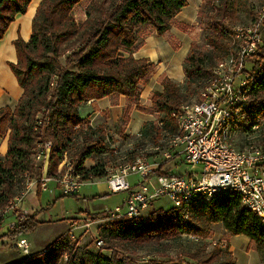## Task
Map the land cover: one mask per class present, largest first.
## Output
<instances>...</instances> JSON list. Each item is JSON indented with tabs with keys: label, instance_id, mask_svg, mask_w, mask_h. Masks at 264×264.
Segmentation results:
<instances>
[{
	"label": "trees",
	"instance_id": "obj_1",
	"mask_svg": "<svg viewBox=\"0 0 264 264\" xmlns=\"http://www.w3.org/2000/svg\"><path fill=\"white\" fill-rule=\"evenodd\" d=\"M32 0H0V40L18 13H26ZM82 0H43L33 20L31 39L26 41L20 36L15 41L19 61L11 63L18 82L24 87L23 96L16 108L8 105L0 108V135L10 133L6 157L0 155V206L7 205L21 189L26 173L35 174L34 153L36 139L42 134L54 142L50 157L49 174L54 175L57 166L68 156L67 151L78 132H83L85 118L80 108L90 99H102L106 95L123 93L140 101L143 85L155 70V64L146 57L137 59L133 50L140 42L139 29L142 24L150 23L157 27L160 34L172 26V19L179 14L188 0H91L86 8L88 15L81 24L72 11ZM213 11L210 23L211 33L207 44L213 56L220 59L230 53L228 34L232 32L229 19L236 17V0H209ZM208 1V2H209ZM259 51L249 60L251 71L256 80L252 85V100L246 111L248 116L241 119L238 126L252 131L258 121L264 119V42ZM184 62L186 82L181 85L173 78L163 77L164 89L153 94L152 110L159 113L167 128H175L172 115L191 95L198 92L193 86L205 80L212 82L215 65L207 63L206 52L198 44L192 48ZM66 57L65 63L63 57ZM74 66V68H70ZM208 82V84L210 83ZM201 99V96L199 97ZM141 110L146 108L139 107ZM39 113L44 114L48 122L40 123ZM160 123L149 121L142 129L145 135L148 126L155 133L161 131ZM87 134V133H84ZM91 138V137H90ZM88 138V139H90ZM87 139L85 136L84 140ZM91 145L78 151L79 158L75 167L90 176L103 178L109 173L107 167L99 164L85 167L86 160L94 154H104L109 146L102 137L91 138ZM161 173V168L156 171ZM167 173H169L167 171ZM43 190L38 184V193ZM72 193H62L59 198ZM79 196V194H72ZM190 218L186 219L180 209L152 210L148 217H135L128 220L110 219L100 226V235L104 242L112 239L133 243H147L153 237H177L180 234L210 233L211 224L222 222L231 234L247 235L264 258V221L252 209L242 203L235 190H221L209 199L192 202ZM35 217L24 224L11 228L5 238L15 239L25 232L37 228L41 220ZM6 246V242H3ZM218 248L207 256L199 258L197 253L189 257L197 259V264H207L218 258L216 264H237L236 258L221 259ZM67 255V260L63 258ZM220 257V258H219ZM264 260V259H263ZM14 264H137L126 256L102 251H93L88 246H78L67 233L58 236L48 247L26 255ZM150 264H183L176 262H158Z\"/></svg>",
	"mask_w": 264,
	"mask_h": 264
},
{
	"label": "built area",
	"instance_id": "obj_2",
	"mask_svg": "<svg viewBox=\"0 0 264 264\" xmlns=\"http://www.w3.org/2000/svg\"><path fill=\"white\" fill-rule=\"evenodd\" d=\"M262 21L263 17H259L254 22L237 54H230L217 63L214 78L201 92V99L186 102L173 111L175 128H167L165 123L159 122L161 141L165 143L163 147L160 143L155 149L164 151L168 160L181 154L183 161L191 164L190 167L174 173H156L161 165L159 160L151 161L148 157L139 156L132 165L125 164L119 170H111L107 175L109 189L114 193L126 191L128 195L122 204L107 209L109 220L146 217L152 202L164 195H169L176 208L189 219L192 202H200L218 191L231 189L238 192L244 206L262 216L264 221V141H255L248 131H244L248 136L242 148L236 147L233 140L238 123L248 116L246 108L252 100V85L256 78L248 63L259 51L263 39L259 29ZM53 142H41L34 153V159L42 162L44 169L50 164ZM65 163L67 169L64 174L44 179L43 188L47 189L48 184L55 181L61 185L64 194H77L84 183L92 182L93 176L86 179L72 162ZM133 172L139 173L143 180L132 185L128 177ZM155 179H158L157 183ZM16 224L13 221L10 226ZM77 225L74 223L68 232L72 240L78 238L74 232ZM96 238L97 245L103 246L102 236ZM16 245L25 256L33 253L27 237L17 240Z\"/></svg>",
	"mask_w": 264,
	"mask_h": 264
},
{
	"label": "rangeland",
	"instance_id": "obj_3",
	"mask_svg": "<svg viewBox=\"0 0 264 264\" xmlns=\"http://www.w3.org/2000/svg\"><path fill=\"white\" fill-rule=\"evenodd\" d=\"M208 1L209 0L206 1L201 10V31L197 41H195V43L199 45L200 49L208 54L206 55L208 64H213L216 67L217 63L219 61L221 62L225 60L228 55L233 53L237 54L239 52V46L245 42V39H247L245 35L248 34L249 29L253 28L254 22L258 20L259 17H263V24L260 25L259 28L260 34L263 36L262 42L260 43L262 45L264 42V0H236V17L234 20L229 19V21H226L227 23L231 24L232 28V32H229L227 37L230 53L225 54V56L221 59L218 56H213L212 52H210L211 48L207 44V36L211 33L210 23L215 11H213L212 3ZM217 2H219V0H216V3ZM65 59L66 57L64 56V63ZM70 68H74V66H70ZM208 82L210 81L205 80L199 84V87H197L198 85L195 84L193 88L197 89L198 92H191V95L186 100V102L199 101V97L202 96L201 92L206 86H208ZM144 84H146V82ZM142 107H145V105ZM145 108L148 109L147 107ZM38 116L40 118V123L44 124L48 122V118L46 120L44 114L39 113ZM124 123L125 121L121 119L114 126L104 123L103 126L94 128L93 125L89 124V122L85 120V122L81 125L82 128L78 127V129L83 130V132L87 134L82 132H78L76 134L73 139L74 141L71 142L68 147V156L57 166L58 170H56L54 175L58 174V176H61L64 174L65 169H67V165L65 163L66 161L72 162L75 165L80 155L78 151L83 146L91 145L93 141L91 138L97 139V137H102L104 139L103 143H106L109 146V149L104 154H94L88 158L85 163V167L88 168L99 164V167H107L106 169L110 173L111 170H119L125 164L132 165L135 159L139 156L141 158L148 157L151 161L160 158V156H164V151L161 149H155V147L160 145V143H162V147L164 145V141H161L162 132L156 134L155 130H153L151 126H148L147 129H145L146 133L144 136L126 134V125ZM257 125L258 126L254 130H248V133L255 141L263 142L264 119L261 118ZM244 131L245 130L241 129L237 125L233 140L234 144L238 148H242L244 146V141L246 140V136H248V134H245ZM85 136H87V139L84 140ZM49 140L53 141L52 138L45 137L44 134L37 137L36 148L39 147L41 142H47ZM34 161L35 166L38 167L35 174L31 176V173H26V177L22 182L21 189L18 194H16L7 205L0 206V226L2 223V229H5V232L0 234V264H14L24 258L23 252H21L15 245L17 240L20 238H29V241L32 244V249L38 251L39 249L52 244L53 241L58 238V236L66 235L69 230L73 228L72 225H74V223H78V229L74 231L78 238H76V240L73 239L72 241H74V243H76L78 246L86 245L93 251H102V253L106 256L115 253L120 257L126 256L131 262H135L137 264H150L155 260L158 262L172 261V263L197 264L199 262L197 259L189 257L191 253L195 252L200 256L199 258H203L211 251H215L216 248L228 253V255H226V253H222L221 259L236 258V261L242 260L239 250H236V248L230 242L232 234L226 230L222 222L211 224L210 233L204 234V236H200L199 234L190 235L185 233L174 238L163 237L162 239H158L155 236L147 243H133L125 240L120 241L112 239L104 243L103 246H98L96 243V237L100 235V226H103L109 220L106 216L107 209L116 208V206L123 203L126 195H128L126 191H120V193L109 191L107 185L105 184L107 180L104 178L102 181L100 180V183L104 185L103 188L96 186V180L98 179H95L92 180V182L84 183L82 185L78 193L79 196L70 194L65 195L63 198H59V195L62 191L61 185L55 181H51V183L48 184L46 191L42 190L41 194L39 195L41 196L43 205L44 221H41V223H39L40 225H38L34 230L31 229L14 240L5 238L6 233L11 230V228H15V226H10L11 222L16 221L18 225H21L30 218L35 217L37 214L25 213L24 211H21L19 208L20 206L17 205L19 200L24 199L23 196L29 190L30 185H38L40 182L42 183L44 179L51 176V174L48 173L50 170V164L48 168L44 169L42 162H38L35 159ZM190 165V163L183 162L182 166L174 168L173 171H177L179 169L185 171L190 167ZM94 178L95 177L92 179ZM128 179L132 185L140 180H143L141 175L136 172L130 174ZM155 181L157 183L158 179H155ZM98 188L100 190L106 189L107 192L105 194L99 193L97 192ZM92 191L94 193L97 192L98 194H95L94 196L88 195V193ZM175 207L176 205L170 196L164 195L152 202L151 207L148 208L146 212V217L149 216L152 210H171ZM35 219L37 218L35 217ZM49 220L52 221L49 222ZM17 224L16 226H18ZM87 224H90V226L88 227ZM3 242H6V247L5 245H2ZM233 244L238 245V239H234ZM247 252L249 253V258L251 259L252 263L259 264V259L257 257L258 254L255 253L254 250H250V247L247 248ZM259 254L262 257L261 253ZM67 258V255H65L63 261L65 262ZM263 259L264 258L262 257L261 264H264ZM218 260L219 259L216 258L214 261L207 264H216L219 262Z\"/></svg>",
	"mask_w": 264,
	"mask_h": 264
},
{
	"label": "crops",
	"instance_id": "obj_4",
	"mask_svg": "<svg viewBox=\"0 0 264 264\" xmlns=\"http://www.w3.org/2000/svg\"><path fill=\"white\" fill-rule=\"evenodd\" d=\"M206 1L207 0H188V4L182 7L179 14L174 16L172 19V27L165 33L160 34L157 30V27L150 25V23L141 25V28L139 29L140 42L134 48L133 55H135L137 59H142L143 57L149 58L155 64V70L151 72L148 80L145 81L146 84H144L142 90L141 100L136 101L132 97H128L123 93L117 92L112 95H106L102 99H90L89 102L83 103L80 108L82 116L89 122V124L93 125L94 128H99L103 126L104 123L114 126L121 119H123L125 121L124 124L126 125V134L140 136L142 135L141 132L146 122H160V114L153 113L151 112L152 110H148L153 106V94L158 90L162 91L164 89L162 84V79L164 76L179 81L181 85L186 82L184 62L187 55L190 54L189 52L192 48V44L197 41L199 37L201 31L200 14L202 13L201 10ZM42 2L43 0H32L30 3L31 5L28 7V11L26 13L17 14L16 20L10 23L6 31L7 33H5L4 38L0 40L1 109L8 105L16 108L20 103L21 97L23 96L24 87H22L18 82L16 74L13 72L10 64L12 62L17 63L19 61L15 41L20 36H22L26 41L31 39L32 32H34L33 20L35 19L37 9L40 5H42ZM91 2V0H82L74 7L72 13L74 16H76L75 18L79 23L83 24L86 21L88 17L86 8ZM144 105L148 109H144L145 107H142ZM140 106L144 110H141L139 108ZM9 137V132L4 137L0 135V155L3 157H6L8 152V147L10 144ZM158 160L159 164H161L159 167L161 168V172L168 171L169 173H174L182 171V169L173 171L174 168L182 166V163L184 162L181 154L176 155L172 160H168L164 156H160ZM107 175L106 177H103L105 180H107ZM103 178L95 177L93 179H98L96 180L97 187L99 186L100 188H103L104 185L100 183ZM105 184L109 189L108 180ZM43 190L46 191V189ZM109 191L111 190L109 189ZM97 192L105 194L107 191L106 189L100 190L98 188ZM97 192L94 193L92 191L88 193V195L94 196L95 194H98ZM61 194L62 191L60 195ZM23 197L24 199H22L19 205L20 210L23 211L26 209L31 211L30 213L32 214L38 212V218L43 222L44 212L41 196H39L38 193V185H30L29 190L24 194ZM51 221L52 220H49V222ZM2 227L3 224L1 223L0 234L5 232V229H2ZM234 239H238V245L233 244ZM230 242L236 248V250H239V254L242 258V260L237 261V264H254L249 258L250 256L247 252V248L249 247L250 250H254V252L258 254L257 257L259 259V264L262 263V257L256 249L257 245L253 243L249 236L232 234ZM46 247L48 246H45L44 248ZM44 248L36 251L32 249L31 244V251L35 254L39 253V251L43 250ZM23 257H25V255Z\"/></svg>",
	"mask_w": 264,
	"mask_h": 264
}]
</instances>
